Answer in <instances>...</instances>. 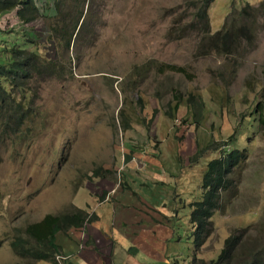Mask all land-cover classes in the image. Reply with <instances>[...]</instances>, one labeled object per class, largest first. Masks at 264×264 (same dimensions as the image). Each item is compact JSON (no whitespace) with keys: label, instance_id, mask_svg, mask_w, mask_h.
<instances>
[{"label":"rangeland","instance_id":"374dc122","mask_svg":"<svg viewBox=\"0 0 264 264\" xmlns=\"http://www.w3.org/2000/svg\"><path fill=\"white\" fill-rule=\"evenodd\" d=\"M263 2L210 4L213 33L228 16L253 6L249 17L235 22L246 26V36L232 40L231 52L204 51L194 16L203 0H86L85 21L69 52L48 31L72 24L77 14L70 1L62 11L72 15L62 22L53 0H39L48 7L32 23L14 10L0 16V65L8 64L12 47L27 48L33 38L31 49L64 54L69 68L35 95L27 134L0 143V264L23 261L12 246L17 230L74 205L95 215L68 232H82L79 245L98 220L110 232L120 223L131 229L152 224L161 234L166 228L160 240L175 249L170 264L210 261L232 230L264 222ZM41 34L52 44L39 41ZM162 63L177 69L162 72ZM218 149L244 152L233 174L239 184L198 248L190 203L201 198L204 170ZM98 168L104 176L95 174Z\"/></svg>","mask_w":264,"mask_h":264},{"label":"trees","instance_id":"16d2710c","mask_svg":"<svg viewBox=\"0 0 264 264\" xmlns=\"http://www.w3.org/2000/svg\"><path fill=\"white\" fill-rule=\"evenodd\" d=\"M53 1L54 11L57 16H61V22L72 15L71 12L62 11L69 1L76 9L77 15L72 17V24L63 26L57 24L48 31L51 37L60 40L65 46L64 50L69 52L74 34L81 30L85 21L86 0L79 3L72 0ZM213 1L203 0V5L194 15L198 20L195 29L201 35L204 51H207L206 47H212L221 52H231L232 40L237 43L243 35L246 36V26L236 27L235 22L239 17H249L253 6L248 3L240 12L236 11L234 18L228 16L227 20L231 19L232 23L226 20L222 29L213 33L208 14ZM87 3L89 5L88 1ZM262 5L264 6V2ZM47 7L43 8L39 0H0V16L14 10L18 18L28 24L44 16L42 9L46 10ZM51 37L50 35L43 37L41 34L39 41L47 40L51 43ZM31 39L27 42L29 45L27 48L18 45L12 47L8 54V64L0 65V143L11 137L23 138L27 134L28 123L33 119L35 95L44 82L62 77L69 69L68 65L61 61L64 54H61L60 58L59 53L53 50V56L44 55L40 48L31 49V45L35 43V40ZM207 39L208 43H205ZM71 61L70 56V63ZM159 69L164 72L176 70L177 66L162 63ZM179 69L183 71L182 68ZM120 87L124 91V87L122 85ZM180 101L181 99L177 100ZM166 114L170 116L168 112ZM124 127L127 129L128 124H124ZM209 148L206 146L201 149L199 156ZM219 149L220 155L209 160L204 170L201 198L190 203V222L194 227L193 235L198 248L204 246L206 240L214 233L213 219L217 211L225 209L224 199L229 198L228 191L234 188V182L239 184L233 174L242 163L244 152L240 149L221 152ZM95 174L104 176L100 168ZM94 216L88 209L74 205L60 213H49L41 221L29 223L17 230L12 246L23 261L16 264H36L40 261L58 264L56 257L62 253V247L56 242L57 234L60 232L68 234L72 229L84 228L86 224L94 221ZM191 264H264V222L251 224L246 229L232 230L225 238L216 258L210 261L195 259Z\"/></svg>","mask_w":264,"mask_h":264},{"label":"crops","instance_id":"0c3cea01","mask_svg":"<svg viewBox=\"0 0 264 264\" xmlns=\"http://www.w3.org/2000/svg\"><path fill=\"white\" fill-rule=\"evenodd\" d=\"M107 200L108 198L105 203ZM111 229L112 232L108 231L98 220L93 228H89V240L85 245H79L82 232H72L69 235L60 232L56 236V242L68 257V264H170V258L176 254L175 249H169L160 240L165 236L166 228H162L163 234L160 233L161 228L145 223L137 225V229H131L122 223ZM139 234L144 237L139 238ZM165 239L168 241L169 237ZM38 264L53 263L40 261Z\"/></svg>","mask_w":264,"mask_h":264},{"label":"built area","instance_id":"2783aa9c","mask_svg":"<svg viewBox=\"0 0 264 264\" xmlns=\"http://www.w3.org/2000/svg\"><path fill=\"white\" fill-rule=\"evenodd\" d=\"M68 259V257L65 255V254H63V255H58L57 256V260L59 261V262H61L62 260L64 261V260H67Z\"/></svg>","mask_w":264,"mask_h":264},{"label":"clouds","instance_id":"9594fccd","mask_svg":"<svg viewBox=\"0 0 264 264\" xmlns=\"http://www.w3.org/2000/svg\"><path fill=\"white\" fill-rule=\"evenodd\" d=\"M62 254H64L63 252H62ZM56 259H57V257H56ZM58 261V260H57Z\"/></svg>","mask_w":264,"mask_h":264}]
</instances>
